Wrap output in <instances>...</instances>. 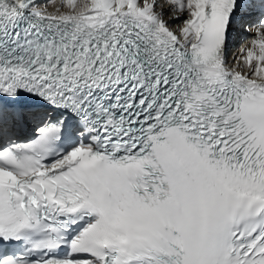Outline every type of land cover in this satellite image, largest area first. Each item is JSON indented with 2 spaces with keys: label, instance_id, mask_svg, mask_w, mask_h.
Wrapping results in <instances>:
<instances>
[{
  "label": "snow or ice",
  "instance_id": "obj_1",
  "mask_svg": "<svg viewBox=\"0 0 264 264\" xmlns=\"http://www.w3.org/2000/svg\"><path fill=\"white\" fill-rule=\"evenodd\" d=\"M0 264H264V0H0Z\"/></svg>",
  "mask_w": 264,
  "mask_h": 264
}]
</instances>
